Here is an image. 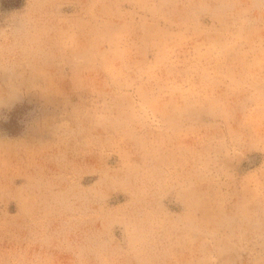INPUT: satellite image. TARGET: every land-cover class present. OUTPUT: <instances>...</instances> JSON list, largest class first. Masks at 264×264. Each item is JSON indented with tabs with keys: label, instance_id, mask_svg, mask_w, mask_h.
<instances>
[{
	"label": "rangeland",
	"instance_id": "obj_1",
	"mask_svg": "<svg viewBox=\"0 0 264 264\" xmlns=\"http://www.w3.org/2000/svg\"><path fill=\"white\" fill-rule=\"evenodd\" d=\"M0 264H264V0H0Z\"/></svg>",
	"mask_w": 264,
	"mask_h": 264
},
{
	"label": "trees",
	"instance_id": "obj_2",
	"mask_svg": "<svg viewBox=\"0 0 264 264\" xmlns=\"http://www.w3.org/2000/svg\"><path fill=\"white\" fill-rule=\"evenodd\" d=\"M22 0H3L5 6H17Z\"/></svg>",
	"mask_w": 264,
	"mask_h": 264
}]
</instances>
